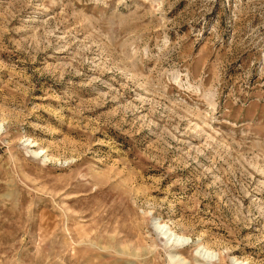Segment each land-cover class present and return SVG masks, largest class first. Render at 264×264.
Segmentation results:
<instances>
[{
  "label": "rangeland",
  "instance_id": "1",
  "mask_svg": "<svg viewBox=\"0 0 264 264\" xmlns=\"http://www.w3.org/2000/svg\"><path fill=\"white\" fill-rule=\"evenodd\" d=\"M0 264H264V0H0Z\"/></svg>",
  "mask_w": 264,
  "mask_h": 264
}]
</instances>
